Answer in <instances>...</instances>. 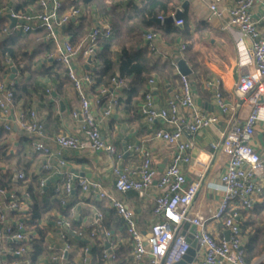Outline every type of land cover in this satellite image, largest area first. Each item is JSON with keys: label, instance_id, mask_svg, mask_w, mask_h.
I'll use <instances>...</instances> for the list:
<instances>
[{"label": "built area", "instance_id": "built-area-1", "mask_svg": "<svg viewBox=\"0 0 264 264\" xmlns=\"http://www.w3.org/2000/svg\"><path fill=\"white\" fill-rule=\"evenodd\" d=\"M30 1L38 7L32 12L7 6L0 7V16L9 15L16 20L13 28L6 25L3 32L8 33L10 29L19 30L24 34L42 32L41 40L54 44V51L49 58L61 62L66 67L67 76L79 100L78 108L70 112L73 119H80L79 135L59 132L46 138L44 121L34 109L21 112L17 118L19 128L29 139L30 147L47 157L41 171L56 172L61 177L60 183L55 186V193L60 202L66 203L67 197L76 188L83 193H93L99 199L106 200L123 221L132 264H174L182 260L190 246L187 241L188 235L196 240L195 255L188 264H193L195 258L199 264H264V251L261 255L246 261L241 227L237 220L238 209L251 210L264 192L262 182L264 155L249 143L258 122H262L264 129V11L258 19L252 16V9L259 0H233L230 5H226V0H209L208 3L209 17L225 18V28L238 29L240 36L237 47L240 51H248L243 45V39L245 37L250 39L249 57L255 67L254 72L243 68L232 82L224 75L220 77L225 88L240 97L239 105L251 109L243 122L234 120L219 139L209 142L214 153L226 158L224 169L218 177L224 191L217 204L209 209V216L191 210L201 187L203 174H197L191 181L185 175L183 165L190 162V152L194 144L184 139V135H192L215 125L218 122V115L199 108L191 82L186 75L179 73V88L167 98L164 107L156 105L152 96L154 80H148L142 94L139 113L146 122L161 120L167 125L165 128L155 130L153 137L173 148L170 161L159 173L152 164L149 148L129 145L127 147L129 150L140 154L141 161L138 166L128 169L115 164L112 167L115 177L114 188L118 192L133 191L139 198H144L148 196L150 188L156 186L158 192L152 208L154 220L146 233L139 228L137 217L131 208L108 192L100 181L69 171L66 168V161L61 157L64 150L78 151L87 146L92 151H105L120 158L115 147L103 139L100 133L101 118L94 110L101 103V96L109 92L108 87L99 88V93L90 97L87 89L93 84L92 75L90 72H78L74 64V59L79 55L84 60L92 59L98 38L110 37L111 27L107 24L94 25L74 45L60 36L59 28L71 19L79 17L81 10L74 6L63 9L62 0ZM158 18L160 21L164 19L161 15ZM174 22L181 25L183 20L174 19ZM143 37L149 41V50L155 53L158 34L150 31L145 32ZM184 48V44L179 45L181 51ZM10 62L9 58L2 61L5 69L10 67ZM172 64L177 69V63L172 61ZM112 84L125 87L123 79L112 78ZM15 86L16 82L8 76L0 79V132H9L12 129L9 114ZM45 92L49 94L50 89L46 88ZM212 97L218 111L226 113L228 106L217 88L212 90ZM116 106L118 100L110 99L101 109L102 118L109 116ZM181 109H187L188 115ZM12 179L16 182L23 180L24 173L16 171ZM47 179V176L40 177L39 186H45ZM30 203L32 199L26 188L16 186L9 192L0 188V264L32 263L30 254L33 248L29 244L32 233L23 221H12L8 217L9 211H25ZM209 220L221 222L229 231L228 239L225 235L216 238L207 227ZM186 223L195 226L194 232H190L188 228L183 232ZM56 226L60 228V237L65 239L63 230L70 227V218H58ZM73 233L78 237L83 236L81 229L74 230ZM90 235L94 236L95 231ZM104 235L109 241L106 243L107 247L102 249V260L117 264L118 241L113 240L110 231H105ZM3 236L6 237L4 245L1 242ZM69 248L70 245L66 241L56 253H53L51 245L46 246L52 261L64 260ZM83 251L87 252L88 247L84 246ZM8 255L14 258L7 260ZM68 264H89V259L85 256L79 263Z\"/></svg>", "mask_w": 264, "mask_h": 264}, {"label": "crops", "instance_id": "crops-1", "mask_svg": "<svg viewBox=\"0 0 264 264\" xmlns=\"http://www.w3.org/2000/svg\"><path fill=\"white\" fill-rule=\"evenodd\" d=\"M4 6L15 8L17 0H4ZM75 1L78 8L81 10V15L77 18L71 19L68 23L59 28V34L63 39L71 42V35L62 31L66 25L78 27L80 23H85L86 26L82 34L78 35L77 39L72 42L76 45L81 37L86 35L94 25L107 24L97 11L95 0L94 4H85V0ZM146 0H106V9L115 6L116 10L122 12L129 11L128 3L132 2L136 6H141ZM176 4V9L165 16L174 15L180 9L184 15V21L181 25H176L174 20L171 22L180 29H183L181 35L175 37L172 33L158 34L156 40L157 49L155 53L148 50L151 57L158 61L156 70L152 72L150 79L154 80L152 88V96L158 107H164L166 100L179 88V72L172 64L176 62L177 58H182L189 69L190 74L186 75L191 82L192 92L195 101L202 111L218 115V122L215 125L204 128L198 133L192 135H184V139L193 142L194 147L199 149V152L208 154V160L203 162L197 155L193 161L187 165H183L185 175L189 181L195 179L197 174L202 173V184L199 188L191 210L198 212L204 216H209V209L213 208L223 194V186L219 182V175L224 169L226 158L214 153L210 147L209 142L220 138L221 134L226 132L234 120L244 121L250 112L251 107H243L240 104V97H238L232 90H228L221 83L220 77L226 76L230 82L235 81L238 73L243 68L254 72L255 67L249 57L250 39L245 37L243 45L248 51H240L237 47V40L239 32L237 28H225V18L209 17L208 3L209 0H172ZM233 0H226V5H230ZM63 4L67 5L64 9L73 7L68 5L69 0H62ZM184 4V7H183ZM37 5L29 0L26 9L19 10L32 12L36 10ZM264 11V0L256 2L252 9V16L258 19L259 15ZM88 15V16H87ZM164 16V17H165ZM209 18V19H208ZM11 20L8 18L7 26L10 27ZM157 23V22H156ZM168 23V24H171ZM159 25H168L163 21ZM22 33L19 30L14 29ZM185 30V31H184ZM152 31L148 28L145 32ZM156 33V32H155ZM27 36H36V40L42 41L43 33L40 31L24 34ZM144 34V33H143ZM143 37V35H142ZM47 42V41H44ZM52 43V42H50ZM149 43V42H148ZM143 37V44L148 45ZM53 44V43H52ZM184 44L185 48L181 51L179 45ZM54 46V44H53ZM149 49V47H148ZM119 50L118 47L114 48ZM54 51V50H53ZM49 61L50 58H49ZM40 63L35 62L31 68L37 69ZM75 68L78 72H90V63L84 60L80 55L74 59ZM88 65V66H87ZM5 70V68H3ZM11 71L4 74L0 72V79L10 78ZM28 72L21 74L18 70L13 80L16 84L22 82V79L28 76ZM37 80L42 83L40 92H31L29 98H20L17 102H13L9 114V120L12 124L11 131L8 132L6 143L8 145V153L13 155V159L7 165L13 173L22 171L30 176H40L42 174L41 166L47 161V157L35 152L29 144V139L25 136L17 123L18 115L21 112H26L28 109H34L38 116L44 121L46 138H50L56 133H69L79 135L80 119H73L70 116L72 110H76L79 105V100L76 93L71 86H65L61 94L55 93V84L48 76H38ZM147 86V84H146ZM126 87V83H125ZM124 85H111L108 87L109 92L101 96V103L95 107V112L101 118L100 133L105 141L112 144L117 154L120 155L118 159L116 155H109L105 151H92L85 146L78 151L64 150L61 157L66 161V168L79 175L84 174V177L100 181L103 187L114 195L118 200L124 202L129 208L133 210L137 217V224L143 233H146L154 220L152 215V208L154 206V197L157 194V188L153 185L148 196L139 198L133 191L118 192L114 188L115 177L112 172V167L118 164L128 169H134L141 161L140 154L129 150V145H136L138 147H147L152 154V164L160 173L162 169L169 163L173 148L167 145L164 141L153 137V133L157 129L165 128L167 125L161 120H155L151 123L146 122L139 113V105L141 103L143 91L128 99L125 92ZM50 89L47 94L45 89ZM217 88L225 103L228 106L226 113H220L215 106L212 90ZM146 89V87H145ZM99 93V88L87 89V94L92 97ZM112 98L118 100V106L107 117L101 116V109ZM58 100L64 104V109L61 110ZM127 100V102H126ZM181 111L188 115L187 109ZM188 112V113H187ZM249 143L261 155H264V129L262 122H258L255 127V133L250 138ZM55 162V159H53ZM3 169L5 164H0ZM58 175L56 172H47L45 176L49 178ZM82 176V175H79ZM28 178V179H29ZM61 181V177L55 178L49 184L56 186ZM264 184V178L262 180ZM155 184V183H154ZM22 189L27 188L24 182L19 185ZM264 198L262 197L256 202L259 203ZM66 204L70 205L68 214L62 216L58 211L51 210L41 221L42 226H47V217L55 215V218H70V220L81 221V229L83 236L91 241L104 244L109 241L108 237L104 235L105 231L112 233V238L118 241L117 256H122L117 259V264H132L130 257V246L127 239L125 227L122 219L116 213L115 209L110 206L106 200L99 199L93 193H83L79 189H74L67 197ZM250 211L238 209L237 220L240 227L243 222L250 216ZM12 221L14 219L10 217ZM258 225L264 229V210L261 211V218L258 220ZM209 231L219 238L221 235L226 236V231L221 222L209 220L207 222ZM98 229V232H97ZM32 237L29 241H33L37 237L36 232H32ZM95 231L96 234L91 236L90 233ZM241 237L243 245L247 242L248 236L242 230ZM6 237L1 239L2 245L6 243ZM65 241L70 245V248L64 256V260L52 261L50 259V252L47 251L46 246L49 244L53 247V253L65 244ZM45 252L37 256L35 264H68L79 263L83 257L87 256L89 263L91 255L89 251L84 252L82 245L74 241H67L60 237V228L51 222V227H47L46 234L43 240ZM33 248V247H32ZM34 251V248H33ZM257 257V256H256ZM255 258V257H254ZM102 264H113L109 261H103ZM193 264H199L197 258L194 259Z\"/></svg>", "mask_w": 264, "mask_h": 264}, {"label": "trees", "instance_id": "trees-1", "mask_svg": "<svg viewBox=\"0 0 264 264\" xmlns=\"http://www.w3.org/2000/svg\"><path fill=\"white\" fill-rule=\"evenodd\" d=\"M88 2L94 4L92 0H85V4H89ZM28 3L29 0H17L14 9L21 8L25 10ZM105 3L106 0H95L97 11L111 27L112 32L110 37H100L97 40V48L91 59V67H88L93 78L91 88L109 87L112 83V78L123 79L126 83L124 90L129 99L139 94L140 91L144 92L152 72L158 66L157 59L151 57L148 53V45L143 44V33L148 28H152L153 32H159L160 35L172 33L176 37L183 33V29L172 23L159 25L151 20L152 17H158L159 15L164 17L172 13L176 9V4L172 0H146L139 7L129 2V11L126 12L116 10L115 6L107 10ZM4 4L5 1L0 0V7L4 6ZM68 5L78 7L76 2L72 0H69ZM66 6L64 3L63 9ZM180 18L184 21V15ZM7 22V15L0 16V72L4 74L8 71V68L10 69L8 66L7 69L3 70L4 66L2 65V61L5 58H9L21 74L29 73L27 77L22 79L21 83L16 84L13 102H17L20 98L24 100L29 98L31 92H40L42 83L37 80L38 76L50 77L56 85L54 90L58 95L62 93L65 86L73 87L71 80L67 76L66 67L57 60L49 61V55L54 50L52 43L38 41L36 40L37 35L35 37L23 35L14 29L4 33L3 29L6 27ZM85 26L86 24L83 22L76 28L70 24L66 25L62 31L72 36V43L77 39L78 35L82 34ZM115 47H118L119 50L115 51ZM35 62L40 63L37 69L31 68ZM7 136L8 131L0 132V164L6 165L5 169L0 167V188L9 192L24 182L27 184L32 203L28 205L25 211H9L8 217H12L14 221H23L32 232H36L37 237H34L33 241L30 242L34 248V251L30 254L31 264H35L37 256L45 252L43 240L46 229L51 227V222H54L56 226L57 220L55 215H49L47 217V226H42V219L51 210L58 211L62 216H66L70 205L60 202L53 184H48L47 187L39 186L40 177H46L45 173L47 172H42L40 176H30V178L24 173V179L17 182L12 179L13 171L7 165L13 159V155L8 153ZM262 210H264V198L261 202L254 204L250 211V216L241 225L242 230L248 236L247 242L243 245L246 261L261 255L264 251V229L258 225ZM80 227V220L71 219L70 227L63 230L65 232V240L87 246L91 255L89 264H102L101 254L105 245L97 242L91 243L84 236H76L73 231L81 229ZM121 257V255L117 256V259L119 260ZM13 258L11 255L7 256V260Z\"/></svg>", "mask_w": 264, "mask_h": 264}, {"label": "water", "instance_id": "water-1", "mask_svg": "<svg viewBox=\"0 0 264 264\" xmlns=\"http://www.w3.org/2000/svg\"><path fill=\"white\" fill-rule=\"evenodd\" d=\"M183 7H184V4H183ZM181 14H182V11L180 9H178L174 15H169V16H165L164 19H163V22L168 24V23H171L174 19H179L181 17ZM10 20H11V23H10V28H13L15 23H16V20L14 17H10L9 15L7 16ZM151 20L159 23L161 22L160 19L158 17H152ZM149 41L146 40V43H148ZM51 60V59H50ZM91 62V58H88L87 59V63H90ZM176 63H177V70L180 74H183V75H188L190 74L191 70L189 69V67L187 66V64L185 63V61L182 59V58H177L176 59ZM10 71H11V74H10V78L13 79L15 77V74L17 72V69L16 67L12 64V62H10ZM88 66V65H87ZM59 102V105H60V108L61 110L64 109V104L61 100H58ZM190 155H191V161H193V159L198 155L199 158L203 161V162H206L208 160V154L206 153H200L199 152V149L198 148H195L193 147L191 149V152H190ZM79 175H82L84 176L83 173L79 174ZM59 175H54V177L52 178H49L46 180V185L45 187H47V185L52 182L55 178H58ZM189 229L190 232H194V229H195V226L194 225H190L189 224H185L184 225V229H183V232H185L186 229ZM228 235H229V231L227 230L226 231V238L228 239ZM187 241L189 242L190 246H189V249L187 250V253L186 255L184 256V258L174 264H188L190 262H192L193 258H194V255H195V248H196V240L195 239H192L190 235L187 236ZM105 247H107V245H105Z\"/></svg>", "mask_w": 264, "mask_h": 264}, {"label": "rangeland", "instance_id": "rangeland-1", "mask_svg": "<svg viewBox=\"0 0 264 264\" xmlns=\"http://www.w3.org/2000/svg\"><path fill=\"white\" fill-rule=\"evenodd\" d=\"M88 16V15H87Z\"/></svg>", "mask_w": 264, "mask_h": 264}]
</instances>
